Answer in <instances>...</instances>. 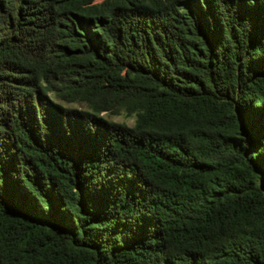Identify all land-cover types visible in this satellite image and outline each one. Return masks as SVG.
<instances>
[{"label":"trees","instance_id":"1","mask_svg":"<svg viewBox=\"0 0 264 264\" xmlns=\"http://www.w3.org/2000/svg\"><path fill=\"white\" fill-rule=\"evenodd\" d=\"M0 264H264V0H0Z\"/></svg>","mask_w":264,"mask_h":264},{"label":"rangeland","instance_id":"2","mask_svg":"<svg viewBox=\"0 0 264 264\" xmlns=\"http://www.w3.org/2000/svg\"><path fill=\"white\" fill-rule=\"evenodd\" d=\"M103 0H97V2H102ZM49 98L52 99V101L64 106L68 107L70 109H77V110H90L88 105L83 102L78 103H66L55 96V94L50 93L48 94ZM102 116L108 120H111L114 123H125L127 126L132 127L135 123V117L127 115L125 112H121L120 114L117 113H103Z\"/></svg>","mask_w":264,"mask_h":264}]
</instances>
